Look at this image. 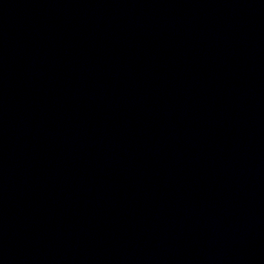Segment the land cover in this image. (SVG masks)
<instances>
[{
  "label": "water",
  "instance_id": "water-1",
  "mask_svg": "<svg viewBox=\"0 0 264 264\" xmlns=\"http://www.w3.org/2000/svg\"><path fill=\"white\" fill-rule=\"evenodd\" d=\"M0 264H264V0H0Z\"/></svg>",
  "mask_w": 264,
  "mask_h": 264
}]
</instances>
